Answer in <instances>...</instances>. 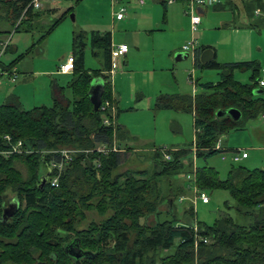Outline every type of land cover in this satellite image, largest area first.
Masks as SVG:
<instances>
[{
	"label": "trees",
	"instance_id": "16d2710c",
	"mask_svg": "<svg viewBox=\"0 0 264 264\" xmlns=\"http://www.w3.org/2000/svg\"><path fill=\"white\" fill-rule=\"evenodd\" d=\"M31 1L0 0V10L7 14L15 31L23 24L31 30L29 21L42 12L41 8L29 7L20 20ZM160 2L166 4V0ZM257 2L255 6L264 10V0ZM85 37L81 32L73 38L71 99L64 95V87L54 84L50 107L24 109L14 94L0 104V212L8 199L17 204L13 216L0 221V264H155L156 256L173 246L174 251L161 257L160 264H264V169L231 165L227 178L222 180L215 168L195 165V160L223 152L214 149L221 136L245 128L250 119L264 114V98L255 93L260 86L261 66L256 61L220 63L213 59L201 63V52L209 46H199L195 66L218 70L220 80L200 83L203 91L193 95L160 94L155 102L158 110L193 114L194 141L189 147L166 149L169 160L164 157V147L154 148L151 170L117 172L133 148L122 143L130 134L117 123L118 106L109 74L111 32L93 31L90 35L97 50L94 54L103 58L102 68L97 69L85 65ZM15 63L2 66L10 70ZM237 69L251 71V82L236 80ZM98 78L103 81L102 100L109 99L116 106L115 126L104 125L102 112L95 111L91 102V83ZM229 108L241 112L239 120L227 114L217 116L218 110ZM5 135L11 137V142ZM20 140L25 151L5 154ZM115 141L118 150L103 153L95 148L101 144L112 149ZM69 146L95 150L73 154L59 173V186L51 185L50 175L42 184L43 175L56 173V169L49 170L50 162L62 161L59 153L45 151ZM16 162L25 165V176ZM181 175H192L194 179L187 177L176 187L161 190L163 179L177 180ZM194 184L200 190L228 189L236 201L239 218L221 214L209 225L195 220L190 204L184 218L175 215L161 220L164 211L175 214V201L187 195ZM162 205L168 210H160ZM89 208L112 213L101 223L92 222L80 229L78 223ZM151 215L156 216L154 223L141 222ZM70 247L74 252L82 251L81 257L74 256Z\"/></svg>",
	"mask_w": 264,
	"mask_h": 264
},
{
	"label": "rangeland",
	"instance_id": "374dc122",
	"mask_svg": "<svg viewBox=\"0 0 264 264\" xmlns=\"http://www.w3.org/2000/svg\"><path fill=\"white\" fill-rule=\"evenodd\" d=\"M122 4L127 6L125 19L132 18V16L135 17V13L131 11L132 4L130 3L128 6L126 0H120L115 7H113L111 0H60V3H58V10L54 14L44 17L46 13L41 12L39 16H34L32 20L29 21V26L32 28L31 30L27 29L28 25L23 24L20 29L15 31L11 23L0 22V37L2 39L9 36L10 32L11 34L13 33L10 41L12 48L2 55L1 61L7 65L16 61L11 70L12 72L16 71L17 76L15 82H11V79L7 74L0 77V83L4 84V86L0 85V104L5 103L7 97L14 94L18 96L24 109L30 110L37 106L50 107L53 104L52 88L54 83L64 87V95L66 98L71 99L72 90L69 84L72 79V74L71 72L66 75L58 73V67L63 62L60 58L64 56L67 59L68 56L73 54L74 35L84 32V35L86 36L84 48L85 65L88 69L101 68L103 66L102 57L94 54L97 50L91 44V30L107 28L109 25L111 26V23L105 25V20H110L112 15L116 18V11L119 7L124 6ZM222 11L227 15H232L235 11V7H227ZM62 16L63 19L55 26V28L49 34L45 35L44 33L46 30H48V28ZM187 19H189V17H187ZM106 30L111 32L112 26ZM262 30V36L259 32H255L257 36H260L261 40V44L259 45L261 51L258 52V50H255V55L260 57L258 61L261 64V69L264 67V28ZM201 33L202 26L199 27L197 34L199 35ZM191 38L192 35L189 40ZM226 40L227 39H225V41ZM16 47L17 50L15 49ZM75 49L79 51V48L75 47ZM218 51V57L216 60L219 62H225L227 58H230L229 55L230 52H232V48H230L229 44L223 43L218 47ZM149 55L150 52L146 56L147 60ZM158 57L161 59V62H163L159 63L158 70H153V68H151L152 65L146 67L152 72L150 75L153 74V77L150 75L149 77L145 73H140L142 77L138 75V84L133 82V85H131V79L126 83H122V85L125 86L122 90L132 92L133 89V107L136 108L133 110L121 109L124 106H128L126 103H122L123 106L119 105L118 108L117 123L125 125L134 137L123 142L124 145L133 148V151H131L129 159L120 166L117 172H124L127 169L151 170L154 166V162L151 160L154 148L164 147L166 149H171L177 147H189L195 138L194 118L191 113L181 111L176 112L171 109L157 110L155 108L156 98H154L152 105H149V99L147 98L148 95L143 98L139 95L137 99L135 95L141 90V88L149 95L153 93L155 94L161 90L162 92L167 93L180 92L194 94L195 92H200L202 89L189 82V85H185L187 86L186 88L180 86L179 91L177 87L172 89L171 85H173V77L175 76L176 79H179V76L184 75L185 79L188 77L189 80L190 76H193V78L213 82H217L220 79L218 70L196 68L193 65V58L190 55L181 61H175L173 58L171 64L175 65V67L171 70H163L162 67L166 66L164 64L166 57L161 55ZM140 60L141 57H139L137 62H140ZM118 64V67L114 70L113 83L115 74L121 70V63L118 62ZM250 76L251 71L249 70L244 71L237 69L234 72L235 79L243 83H250ZM257 90H262L260 95L264 98V87L259 86ZM221 140H223L224 145L229 148L228 151L223 152L227 157L226 160L222 159L223 153L220 152L206 158L195 160V165H206L215 168L222 180L227 178L231 165L240 164L249 169H264V121L262 115L250 119L245 128L241 130H233L224 134L221 136ZM114 145L117 148L118 142L115 141ZM123 147L124 146H122V148ZM95 148L97 150L108 149L101 144L96 145ZM95 148L83 150L74 146H69L59 149H49L45 152L68 149L74 152V155H78V153L83 151V153L92 152ZM236 149L246 151L249 157L247 159L233 162L230 158L231 151ZM15 166L24 176L27 174L26 167L23 163L16 162ZM65 167L63 169H65ZM58 173L59 171H56L57 176ZM186 178L185 175H181L177 180L172 178L171 180L163 179L160 183L161 190L166 192L165 190L169 188L170 185L176 187L177 184L185 182ZM203 191L209 196L208 203H203L197 198L195 199L194 190L190 187L187 195H181V197L175 201V214L165 212L164 210L168 209L165 205H162L160 206V210L164 212L161 213L159 218L161 220L171 219L175 215L178 218H184V210L190 204L194 207L195 220L202 221L209 225H212L221 214H229L235 219L239 218L235 208L236 201L228 189L208 188ZM12 195L13 194L9 191V198H11ZM84 213L85 218L81 219L78 223L80 229L86 228L92 222L101 223L102 220L112 212L107 211L105 214H102L96 208H89L84 210ZM155 218V215H151L147 220L142 218L141 222L152 224L155 222ZM174 248L175 246L165 249L162 253L158 254L156 256L155 264H160V258L166 254L172 253Z\"/></svg>",
	"mask_w": 264,
	"mask_h": 264
},
{
	"label": "crops",
	"instance_id": "0c3cea01",
	"mask_svg": "<svg viewBox=\"0 0 264 264\" xmlns=\"http://www.w3.org/2000/svg\"><path fill=\"white\" fill-rule=\"evenodd\" d=\"M126 2L128 3V6L130 3L132 4L131 11L135 13V17L132 16V18L125 19V16L123 19H117L112 15V18L110 20H105V25H109V23H111L112 46L126 44L129 47L128 52H126L119 58L118 62L121 63V70L115 74L114 83L112 76L111 82L113 86V97L117 103L118 108L119 105L123 106L122 103H126V105L128 106H124L121 109L133 110L134 108H136L133 107L134 91L133 89L132 92H129L128 90H122L123 88H125L122 83H126L131 79V85H133V82L135 84H138V75L142 77V73H145L147 76L152 73L148 70V68H146L147 66L152 65L151 68H153V70H158L159 63L161 62V59L158 57L159 55L166 57L164 61V64L166 66L162 67V69H173L175 67V65L171 64L173 58L175 59V55L178 52L184 51L183 45L189 40L192 32L190 29V21L189 19H187L189 15L186 14V0H177L172 4L166 3L165 5H163L160 0H126ZM58 3H60V0L45 2L40 10L46 13L44 17L54 14L58 10ZM257 3H259L257 2V0H219L217 4L208 7L198 5L196 9L202 17V21L200 24V27L202 26V33L199 34V46H209L210 48H212L214 50V59H216L219 52L218 47L223 43H226L229 44L230 48H232V52H230V58H227L225 62L220 63L256 61L261 66L260 62L258 61L260 57H258V55H255V50H258V52L261 51V47H259V45L261 44V40L260 36H257L255 32H259L262 36V29L264 28V10L258 6H255L257 5ZM232 6L235 7L236 11H234L232 15H227L222 11L227 7ZM123 7L127 8L126 5H124ZM256 9H260L261 13L256 14ZM0 22L10 23L7 14L2 10H0ZM111 26L109 25L107 26V28L102 29L98 28L99 30L92 29L91 31L108 32V30L106 29H109V27ZM225 39L227 40L225 41ZM1 40L3 39L0 37V41ZM11 48L12 47L10 44L9 49ZM15 49L17 50V47ZM149 52L150 55L147 60L146 56ZM72 56L73 54L68 57ZM190 56H192L193 65L195 66V56ZM139 57H141V60L140 62H137ZM60 59L63 60L62 63H64L68 58L66 59L64 56H62ZM101 59L103 62V58ZM2 64L7 65L5 63ZM60 66L58 67V73L65 75L69 74L61 72ZM262 69H264V67ZM150 76L153 77V74ZM95 80L96 82H103L100 78ZM188 82L202 89L199 84L209 81L193 78V76H190L189 80L188 77H186L185 79L184 75L179 76V79H176V77L174 76L172 79L173 85H171V88L175 89L177 87L179 91V87L182 86L186 88L187 86L185 85H189ZM0 85L4 86L3 83H0ZM196 93L199 92H195L194 94ZM160 94L193 95V93H167L162 92V90L156 92L155 94L153 93L149 95L146 94V92L141 88V90L138 91L135 96L138 99L139 95L142 96V98L148 95L147 98L149 99V105H152L154 98L157 99ZM174 111L177 112L179 110ZM119 125H122L126 128V130L130 134V138L134 137L131 135L130 130L125 125ZM125 140L128 139H124L122 143L125 142ZM221 143L222 148L228 151L229 148L224 145L223 140H221Z\"/></svg>",
	"mask_w": 264,
	"mask_h": 264
},
{
	"label": "built area",
	"instance_id": "2783aa9c",
	"mask_svg": "<svg viewBox=\"0 0 264 264\" xmlns=\"http://www.w3.org/2000/svg\"><path fill=\"white\" fill-rule=\"evenodd\" d=\"M47 1H53V0H32L30 2V4L24 9L23 13H22V17L20 18V20L22 18L25 17V13L27 12V9L29 7L31 8H35V9H40L43 4ZM120 0H111L113 7H115L116 4L119 3ZM177 0H166L167 4H172L174 2H176ZM187 1V12L186 14L189 15V19H190V28H191V32H192V38L183 45V50L188 52L189 55H193L195 56V52L196 49L199 47V35L198 30L202 21V17L201 14L197 11L196 7L198 5H203V6H212L214 4H217L219 2V0H186ZM125 12H126V8L121 6L117 9L116 11V18L117 19H123L125 17ZM256 14H260L261 10L260 9H256L255 10ZM20 20L18 21V23L20 22ZM17 23V24H18ZM13 34V33H12ZM12 34L11 32L9 33V36H7L5 39L0 41V77L7 74L9 76V78L11 79V82H15L17 80V76H16V71L12 72V70H7L3 68V62L1 61L2 55L5 54L8 50V47L10 46V41L12 38ZM129 47L126 44H120L118 46H112V50H111V70L109 72L111 78L114 74V70L118 67V60L119 58L124 55L126 52H128ZM73 57H68L67 61L62 63L60 66V71L63 73H70L73 69ZM259 84L261 87H264V69L262 70V77L259 80ZM100 111L102 112V118H103V124L106 126L112 125L115 126L116 124V118H115V112H116V106L112 104V102L109 99H105L101 101V105L99 107ZM109 113L111 115H109ZM262 119L264 121V114H262ZM4 138L8 141L11 142V137L9 135H5ZM22 140L18 141L16 144H11V148L8 149L7 151H4L5 154H11V153H22L23 151H25V149L23 150L22 147ZM215 150H223V152H225V150L222 148V143H221V139H219L217 145L214 148ZM108 150H118L116 148V146L114 145L112 147V149H98L99 152H103V153H107ZM166 148L163 149V153H164V157L166 160L170 159L169 154L166 152ZM54 153H59L62 158V161L57 163L55 161H51L49 164V170L51 172L54 171V169H56V171H59V173L62 171V169L65 167V165L71 161L74 152L68 150V149H62V150H56L53 151ZM222 152V153H223ZM248 157V153L244 150H240V149H236L231 151V160L233 162H237L240 161L241 159L247 158ZM222 159L226 160L227 157L226 155L223 153L222 155ZM59 173L58 176L56 175V173H54V175L52 176L50 173V181H51V185L52 186H59ZM188 179H194V176L192 175H188L187 176ZM192 189L194 190L195 193V199H200L203 203H208L209 202V196L207 195V193L203 190H200L197 188V186L194 184L192 186ZM183 199V198H181ZM207 241V240H205Z\"/></svg>",
	"mask_w": 264,
	"mask_h": 264
},
{
	"label": "water",
	"instance_id": "95a60500",
	"mask_svg": "<svg viewBox=\"0 0 264 264\" xmlns=\"http://www.w3.org/2000/svg\"><path fill=\"white\" fill-rule=\"evenodd\" d=\"M188 56H189L188 52L180 51L175 55V60L179 61L181 59L187 58ZM213 59H214V50L212 48L210 47L206 48L205 50L201 52V55H200L201 63H206ZM255 93L261 94L262 90H257L255 91ZM102 94H103V82L102 83L96 82V80L94 79L93 82L91 83V87L89 90V96H90V99L94 106L95 111L99 110V107L102 101ZM226 114L231 116L234 120H239L241 117V112L236 108H229L227 110L220 109L217 111V116L219 117L226 115ZM49 175H50V172L42 176V184H45L47 182ZM83 253L86 254L87 251H83ZM72 254L76 256L77 258H79L82 255V251L73 252Z\"/></svg>",
	"mask_w": 264,
	"mask_h": 264
},
{
	"label": "flooded vegetation",
	"instance_id": "af4514ba",
	"mask_svg": "<svg viewBox=\"0 0 264 264\" xmlns=\"http://www.w3.org/2000/svg\"><path fill=\"white\" fill-rule=\"evenodd\" d=\"M16 206L17 204L15 201H11L10 199H8V201H6L5 208L2 209V212H0V221L9 220L13 216ZM68 250L71 253L75 251L73 247L68 248Z\"/></svg>",
	"mask_w": 264,
	"mask_h": 264
}]
</instances>
